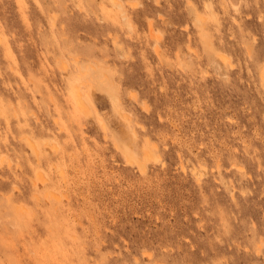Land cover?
<instances>
[{"label": "rangeland", "instance_id": "obj_1", "mask_svg": "<svg viewBox=\"0 0 264 264\" xmlns=\"http://www.w3.org/2000/svg\"><path fill=\"white\" fill-rule=\"evenodd\" d=\"M238 2L0 0V264H264V0Z\"/></svg>", "mask_w": 264, "mask_h": 264}, {"label": "bare ground", "instance_id": "obj_2", "mask_svg": "<svg viewBox=\"0 0 264 264\" xmlns=\"http://www.w3.org/2000/svg\"><path fill=\"white\" fill-rule=\"evenodd\" d=\"M110 1H112V0H110ZM155 1V0H154ZM156 1H158V0H156ZM224 1H226V0H220V2H224ZM231 1V4H233L234 6L237 4V2H238V0H230ZM240 1V0H239ZM115 2H116V0H115ZM228 2H229V0H228ZM128 3V2H127ZM132 3V2H131ZM140 3V2H139ZM113 5V4H112ZM115 5V4H114ZM238 5H239V2H238ZM135 7V6H134ZM235 7H237V5L235 6ZM121 16H122V14H121ZM125 20V19H124ZM76 66V65H75ZM78 68V67H77ZM77 74V73H76ZM83 81H84V79H82ZM78 81H80V79L78 80ZM73 82H75V79H74V81ZM76 83V82H75ZM78 83V82H77ZM81 84H82V82H81ZM73 85V84H72ZM83 87H84V85H83ZM72 88H74V90L76 91H74V90H72V97H73V103H74V108H75V110H82V111H84V110H86V109H88L87 108V104H86V101H84L85 100V98L83 99V97H81V95H82V93H81V91H80V93H81V95L79 94V93H77V90L75 89V87H73L72 86ZM80 89V88H79ZM78 89V90H79ZM85 90V89H84ZM85 91H87V90H85ZM79 92V91H78ZM83 93H84V91H83ZM89 93V92H88ZM85 94H86V92H85ZM86 96V95H85ZM129 121V122H128ZM127 122L128 123H130V120L128 119L127 120ZM128 131H126L125 133H127ZM127 135H130L131 137L130 138H132L133 139V136H134V133L133 132H130L129 134H127ZM129 137V136H128ZM130 138H128V139H130ZM131 140V139H130ZM130 144H131V142H130ZM128 147V146H127ZM31 148H32V150H33V152H36V147L32 144L31 145ZM150 157H151V155H150V153L148 152V151H145L144 153H143V156H142V160L145 162V161H147V160H149L150 159ZM131 158L132 157H129V159H128V161H131ZM142 160H139L140 162L138 163V161H137V163H138V168H139V170L140 171H143L144 172V168H146V167H144V162H141ZM145 165H146V163H145ZM39 177H40V175H39ZM40 179L43 181V178H42V176L40 177Z\"/></svg>", "mask_w": 264, "mask_h": 264}]
</instances>
